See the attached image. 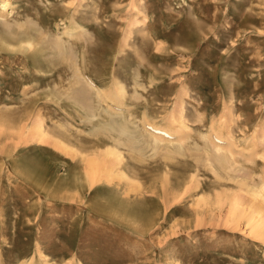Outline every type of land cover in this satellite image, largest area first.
Returning a JSON list of instances; mask_svg holds the SVG:
<instances>
[{
  "label": "rangeland",
  "instance_id": "rangeland-1",
  "mask_svg": "<svg viewBox=\"0 0 264 264\" xmlns=\"http://www.w3.org/2000/svg\"><path fill=\"white\" fill-rule=\"evenodd\" d=\"M5 3L0 264H264V184H252L264 175V0ZM76 65L106 100L92 89L79 102ZM114 79L132 119L176 129L183 151L103 153ZM212 127L250 158L211 165Z\"/></svg>",
  "mask_w": 264,
  "mask_h": 264
},
{
  "label": "bare ground",
  "instance_id": "bare-ground-1",
  "mask_svg": "<svg viewBox=\"0 0 264 264\" xmlns=\"http://www.w3.org/2000/svg\"><path fill=\"white\" fill-rule=\"evenodd\" d=\"M5 1L6 0H2L1 7L3 9H5V7H6ZM0 17H4V13H0ZM76 33H77L76 29L75 30L74 29H72V30H65L63 32V34L64 35H67L68 38L69 37L73 38V36H75ZM63 34H59L60 37ZM22 42L25 43L28 47L33 46L32 40L29 39V38L28 39L26 38V40H23ZM54 42H56V43L53 44L54 46H56L58 48H64V44L62 43L61 39H56V40H54ZM74 65H75V63H74ZM78 67H77V65L75 66L74 72L72 74V79H73V83H75L78 86L77 87V93L78 94L75 97L76 98L78 97L80 99L79 102L81 101V103H82V101H84V99L86 97V93L89 90L91 91L92 89L96 90V93L99 95V98H100V94L101 95L103 93L105 94V92L103 91L102 87L97 86L94 82H92V81H90L88 79L86 80L85 79L86 77L84 76L85 75L84 72L81 73V71H80V69ZM87 77H88V75H87ZM116 81H117V83H116ZM116 81L114 79V82L116 83V90H115L116 94H115V96H110L109 95L110 96V97H108L109 100L108 99L107 100H108V105H109L110 109L114 111V113L111 112L112 115H115V117H117V119L116 118L115 119L112 118L113 121L110 120V122H107L109 120L108 119L106 121L107 124H105V126L107 127L106 129L109 130L110 132L113 131V133H114V135L113 134L112 135H113V138H114L113 141L115 142L113 144L115 146L113 144H111V145L108 144L107 145V147H108L107 150L105 149V151L103 153H107L108 152V154H113V155L115 154L117 156L116 160L117 161H120V160H122V158H121L122 154H121V151L117 147L118 144L119 145L120 144L121 145L124 144L125 146H128L130 148V150H132L134 152L136 151V152H139L140 153L141 152V149H142V147L140 145L145 144V143L148 146H150V148H152L153 150H158V149L162 150V147H167V149H169V145H175L176 146L175 147V152H179L180 153L181 150H182V148L184 147L183 146V143H182L183 141H182V139H180V135L181 134L176 129L173 130V128L171 126H167V124L166 125H162L159 122L154 121L151 118L146 117V116H145V118H142L141 119L142 120V123L140 122V120H139V123H137L136 122V118L135 119L134 118L132 119V116H133L132 113L133 112L130 113L129 108L125 105L124 101L122 100L123 97L125 96V93L127 92L126 91V88H125V85L122 82H120V80H116ZM142 86H144V84H142ZM93 93H91V95ZM93 95L95 96V94H93ZM87 96H89V95H87ZM103 96L104 95H102V98L101 99H103L105 97L104 100H106V96H104V97ZM86 99H87V97H86ZM83 103H86V102H83ZM96 104H98V103L96 102ZM88 106H91V105H88ZM133 107H135V106H133ZM92 109L94 110V108H92ZM91 112H93V111H91ZM94 112H95V110H94ZM143 113H144V111H143ZM91 115H94V114H91ZM127 115H129V116H127ZM139 115H141V114H139ZM104 121H105V119H104ZM178 121H179V123L181 125L184 124V123L182 124V122H183V120H182V113H180V115H178ZM102 125H103V123H102ZM183 127H186V126L183 125ZM101 128H103V127L101 126ZM101 128H98V129H101ZM98 129H97V131L95 130V134H96V132L99 131ZM38 130L41 133V129L39 127H38ZM210 130H211V128H210ZM210 130H208V133H209V136L208 137H209V140H210L209 142H211V143L208 142V139H207V136L206 135H202V137L205 140H207V142H205L204 144H205L206 147H208L207 152H208V155H209V159H210V164L211 165L214 164V163H217V164H220L221 166H223L225 168L226 167H231L232 166V163H233L232 155L233 154H236V153H240V154H242V156H244V157L246 156V157L250 158L251 154L248 152L249 150H246L244 147H241V146H238L236 144H233L234 141L231 138L232 136L224 135V133H222L221 131H219L217 128L216 129L213 128L212 129L213 131L209 132ZM102 132H103V129H102ZM101 135H103V134H101ZM105 135H107V136H105ZM105 135H104L105 137H109L108 134H105ZM184 137H185V134H184ZM40 138H45V137H40ZM161 144H164V145L160 147ZM207 144L208 145H212V147L207 146ZM232 144H233V146H232ZM229 146H230V149H228ZM55 147H57L58 149L62 150L66 154L68 153L66 151L67 150L66 147H63V146H61L59 144H56V143H55ZM171 151H173V150H171ZM99 154H102V153L100 152ZM115 155H114V157H116ZM167 155L169 156V152H168ZM97 156H98V154H97ZM104 157H102V158L104 159ZM117 161H116V163L118 164L119 162H117ZM96 165L97 164H95V166ZM95 170L96 169H94V165H92V163L90 161L87 162V168L85 169V172L87 173V175L93 174L94 173L93 171H95ZM263 172H264V169H263ZM261 175H262V173H261ZM252 179H253L252 180V184L253 185H256L257 186L260 183L264 184V175H263V177L260 180H258L259 179L258 178L257 179L258 181L255 180L254 178H252ZM257 187H258V189L254 188V192H253L254 194L253 195L263 197L264 196L263 195L264 194V191L262 192V190L259 189V187H260L259 185ZM228 216H229V214H228ZM262 225H263V228L262 227H260V228L259 227H256V230L254 232V236H257L258 238H261L262 241H264V221L262 222Z\"/></svg>",
  "mask_w": 264,
  "mask_h": 264
}]
</instances>
